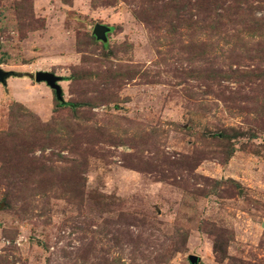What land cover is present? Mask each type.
<instances>
[{
  "label": "rangeland",
  "instance_id": "1",
  "mask_svg": "<svg viewBox=\"0 0 264 264\" xmlns=\"http://www.w3.org/2000/svg\"><path fill=\"white\" fill-rule=\"evenodd\" d=\"M0 69V264H264V0H0Z\"/></svg>",
  "mask_w": 264,
  "mask_h": 264
},
{
  "label": "water",
  "instance_id": "2",
  "mask_svg": "<svg viewBox=\"0 0 264 264\" xmlns=\"http://www.w3.org/2000/svg\"><path fill=\"white\" fill-rule=\"evenodd\" d=\"M109 28L101 24H94L91 30V35L96 41L104 42L106 40V33H108ZM13 76L11 71H3L0 69V85H5L6 79ZM15 76V75H14ZM33 81L35 83H44L52 92L56 101L61 105L63 104L62 92L58 83L62 81L61 77L49 73L46 71H37L33 74ZM188 264H198L197 257L189 255L187 257Z\"/></svg>",
  "mask_w": 264,
  "mask_h": 264
},
{
  "label": "trees",
  "instance_id": "3",
  "mask_svg": "<svg viewBox=\"0 0 264 264\" xmlns=\"http://www.w3.org/2000/svg\"><path fill=\"white\" fill-rule=\"evenodd\" d=\"M63 104H64V103H63ZM63 104H62V105H63Z\"/></svg>",
  "mask_w": 264,
  "mask_h": 264
}]
</instances>
